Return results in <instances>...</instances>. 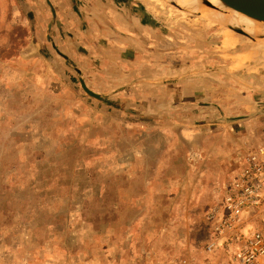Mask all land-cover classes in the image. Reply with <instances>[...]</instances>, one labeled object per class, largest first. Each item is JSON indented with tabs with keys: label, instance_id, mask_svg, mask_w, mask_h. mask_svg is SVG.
<instances>
[{
	"label": "rangeland",
	"instance_id": "374dc122",
	"mask_svg": "<svg viewBox=\"0 0 264 264\" xmlns=\"http://www.w3.org/2000/svg\"><path fill=\"white\" fill-rule=\"evenodd\" d=\"M31 1L0 0V264H42L40 53L20 46Z\"/></svg>",
	"mask_w": 264,
	"mask_h": 264
},
{
	"label": "crops",
	"instance_id": "0c3cea01",
	"mask_svg": "<svg viewBox=\"0 0 264 264\" xmlns=\"http://www.w3.org/2000/svg\"><path fill=\"white\" fill-rule=\"evenodd\" d=\"M6 14V12H3L0 14V16ZM11 12L8 13V16L11 18ZM15 17V14H13ZM29 21L31 24V35L29 41H24V44L20 46H23L21 50L27 51L28 53L32 54V52L40 53V26H39V0H32L31 1V8L29 10ZM34 27V29H33ZM1 32V31H0ZM14 31H12V35H14ZM11 35V33H10Z\"/></svg>",
	"mask_w": 264,
	"mask_h": 264
}]
</instances>
